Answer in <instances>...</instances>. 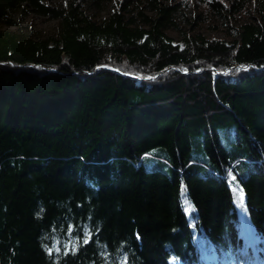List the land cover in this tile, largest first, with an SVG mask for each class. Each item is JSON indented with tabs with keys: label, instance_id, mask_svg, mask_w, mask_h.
Instances as JSON below:
<instances>
[{
	"label": "trees",
	"instance_id": "16d2710c",
	"mask_svg": "<svg viewBox=\"0 0 264 264\" xmlns=\"http://www.w3.org/2000/svg\"><path fill=\"white\" fill-rule=\"evenodd\" d=\"M251 226L263 261L264 0H0V264H237Z\"/></svg>",
	"mask_w": 264,
	"mask_h": 264
},
{
	"label": "rangeland",
	"instance_id": "374dc122",
	"mask_svg": "<svg viewBox=\"0 0 264 264\" xmlns=\"http://www.w3.org/2000/svg\"><path fill=\"white\" fill-rule=\"evenodd\" d=\"M57 25L58 23L56 21L49 20L39 15H31L22 22L21 27H12L8 29H18L22 30L21 32H35L40 35L47 36L55 32ZM197 32L201 33L209 39H229L226 27H224L222 23H218L216 21L200 25ZM170 35L175 39V41L180 42L181 38L177 33L170 32ZM209 260L215 261V258L212 257ZM243 263H248L247 257L243 259Z\"/></svg>",
	"mask_w": 264,
	"mask_h": 264
},
{
	"label": "snow or ice",
	"instance_id": "6c2138e0",
	"mask_svg": "<svg viewBox=\"0 0 264 264\" xmlns=\"http://www.w3.org/2000/svg\"><path fill=\"white\" fill-rule=\"evenodd\" d=\"M242 198H243V194H242V192H241V193H240V199L242 200ZM84 242L86 243L87 240H85Z\"/></svg>",
	"mask_w": 264,
	"mask_h": 264
},
{
	"label": "bare ground",
	"instance_id": "6f19581e",
	"mask_svg": "<svg viewBox=\"0 0 264 264\" xmlns=\"http://www.w3.org/2000/svg\"><path fill=\"white\" fill-rule=\"evenodd\" d=\"M210 251H211V252H215L214 248H211Z\"/></svg>",
	"mask_w": 264,
	"mask_h": 264
}]
</instances>
